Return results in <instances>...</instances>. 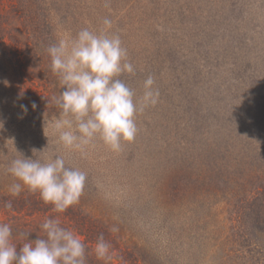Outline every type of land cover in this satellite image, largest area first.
<instances>
[{
	"label": "rangeland",
	"instance_id": "obj_1",
	"mask_svg": "<svg viewBox=\"0 0 264 264\" xmlns=\"http://www.w3.org/2000/svg\"><path fill=\"white\" fill-rule=\"evenodd\" d=\"M105 17L135 67L120 78L139 98L153 76L159 102L119 152L97 138L82 154L44 127L63 91L47 49ZM19 152L86 172L79 202L12 196ZM45 218L79 235L86 264H264V0H0V223L19 251Z\"/></svg>",
	"mask_w": 264,
	"mask_h": 264
},
{
	"label": "clouds",
	"instance_id": "obj_2",
	"mask_svg": "<svg viewBox=\"0 0 264 264\" xmlns=\"http://www.w3.org/2000/svg\"><path fill=\"white\" fill-rule=\"evenodd\" d=\"M109 2L105 0V6ZM112 25L113 21L105 17L98 32L83 28L75 37L61 39L47 49L51 71L59 77L63 91L52 97L60 110L58 116L44 119V127L47 124L52 128L64 148L82 154L97 138L119 152L122 143L133 141L138 133L137 115L159 102L153 76L144 80L139 98L120 78L134 74L135 67L128 60L119 34L111 32ZM21 108L26 114L27 106ZM32 108H36L35 102ZM6 172L20 181L9 186L12 196H19L26 187L45 204H51L57 213L79 202L87 180L86 172L66 166L61 155L42 160L20 153L10 160ZM4 207L11 209V202L5 201ZM39 227L43 236L29 239L28 234L17 251L11 226L0 223V264H86V245L73 230L62 227L57 218H45ZM110 231L119 229L113 226ZM110 248L101 234L93 251L97 259L104 260L110 258Z\"/></svg>",
	"mask_w": 264,
	"mask_h": 264
},
{
	"label": "trees",
	"instance_id": "obj_3",
	"mask_svg": "<svg viewBox=\"0 0 264 264\" xmlns=\"http://www.w3.org/2000/svg\"><path fill=\"white\" fill-rule=\"evenodd\" d=\"M4 200H7L8 198L7 197H5V198H3ZM18 209V208H17ZM257 229L259 230V231H264V227L263 226H258L257 227ZM15 231H17L16 233H18V232H22L23 231V228H20V230H15Z\"/></svg>",
	"mask_w": 264,
	"mask_h": 264
}]
</instances>
